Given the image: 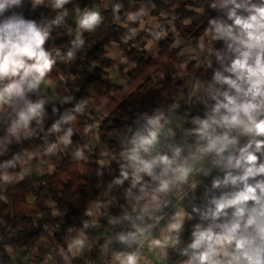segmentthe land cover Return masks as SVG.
<instances>
[{
    "label": "clouds",
    "instance_id": "9594fccd",
    "mask_svg": "<svg viewBox=\"0 0 264 264\" xmlns=\"http://www.w3.org/2000/svg\"><path fill=\"white\" fill-rule=\"evenodd\" d=\"M71 2L0 0V202L8 204L9 188L34 173L52 175L56 166L47 158L53 155L82 168L90 159L86 153H94L97 176L117 169L83 209L87 219L79 227L63 237L49 232L56 247L43 253L41 264H76L94 245L104 264H264V0H194L185 8L201 19L186 34L177 28L179 6L160 8L167 0L77 7L75 35L64 33L69 46L50 50L48 41L67 23ZM26 6L55 15L44 24L26 15ZM107 10L124 32L100 43L110 62L100 79L111 84L120 77L118 90L131 96V75L167 47L175 52V71L157 72L151 81L157 88L175 81L179 90L163 104L154 100L114 121L119 139L100 149L99 121L84 124L82 132L77 127L91 97L80 96L81 88L76 97L61 95L68 77L52 74L58 64L77 61ZM182 23L187 29L192 21ZM133 49L141 53L138 59H130ZM113 94L108 89L99 96L95 110L104 117ZM89 134L97 146L81 139ZM33 199L26 197L29 207ZM48 204L58 215L57 201L49 198ZM72 211L69 204L65 221ZM102 226L103 238L90 240L89 229ZM0 229V264H15L5 243L15 232L2 217ZM33 251L41 254L38 247Z\"/></svg>",
    "mask_w": 264,
    "mask_h": 264
},
{
    "label": "trees",
    "instance_id": "16d2710c",
    "mask_svg": "<svg viewBox=\"0 0 264 264\" xmlns=\"http://www.w3.org/2000/svg\"><path fill=\"white\" fill-rule=\"evenodd\" d=\"M80 0H72L65 7L71 9L79 4ZM194 0H167L161 3L160 8L170 11L172 4H177L176 12L179 14L177 20V28L182 34L194 32L201 18L195 16L192 12L186 10L185 5L193 3ZM199 3V0H195ZM159 10V9H158ZM106 19L104 24L95 33L87 36L84 49L78 53L75 63L57 65L56 69L70 78L67 81V93L76 97V89L81 88L80 96H90L91 102L86 107L88 115L79 118L77 127L83 130L84 124L91 123L90 118L96 114V107L99 104L100 95H108V89H113L114 94L110 97L113 103H110L107 111L109 115L102 118L100 122V143L109 147V141L117 139L116 131H113L114 121L127 118L137 109L147 108L151 106L153 101L157 104L165 103L179 89L175 81L164 80L162 87L157 88L151 81V77L157 72H174L172 67L176 61L175 52L168 51L165 47L162 55L153 61H144L140 63L134 74L131 75L128 83L129 91H119V86L109 84L108 80L100 79L101 69L105 68L110 62L104 58L100 43H108V40H118L124 29L118 28L113 24L111 11H103ZM55 15L50 8L42 7V12L35 15L41 23H48ZM190 18L192 23L186 29L182 21ZM66 30L71 31L72 36L75 35V24L67 20V23L53 32V37L48 41L47 47L50 50L60 48L64 51L69 45L66 41L69 37L65 36ZM141 44V42H139ZM55 54V53H53ZM130 59H138L141 53L136 49L129 54ZM93 65L96 66L92 71ZM72 77H75L73 79ZM87 77V79H85ZM141 89L143 91H141ZM78 99V98H77ZM123 100L124 103H120ZM74 106V105H72ZM63 110V109H62ZM75 139V138H74ZM96 158L90 157L89 162L83 167L77 165L75 161L62 159L56 165V171L52 175L34 176L31 175L25 181L8 190V204L0 202V217L5 218L11 225L15 235L5 241L12 246L13 250L34 248L45 235L47 230H56L61 228V223L70 224L73 227H79L84 219L83 209L89 203L99 196L105 189L107 183L116 174V167L111 168L115 173L111 176L106 169L103 170L104 175L97 176ZM33 196L32 206L29 207L26 202L27 196ZM57 201V212L59 217L52 215V209L49 207L48 200ZM71 204L73 211L69 214L67 221L64 218V212L68 205ZM40 217L37 218V214ZM4 230L0 229V233ZM90 240H94L100 235V231L89 229ZM0 257H5L2 245H0Z\"/></svg>",
    "mask_w": 264,
    "mask_h": 264
},
{
    "label": "crops",
    "instance_id": "0c3cea01",
    "mask_svg": "<svg viewBox=\"0 0 264 264\" xmlns=\"http://www.w3.org/2000/svg\"><path fill=\"white\" fill-rule=\"evenodd\" d=\"M105 2H107V0H97V7L103 10V5H104ZM140 2H141V0H135V3L137 4V6L139 5ZM79 4H80V2H79ZM79 4L75 5L71 9H69V16L67 17V20H69L73 24H75L74 22H75V19H76V17H75V8L79 7ZM42 7L43 6H41L38 9V11L35 12V13L32 12L28 6H26L23 9V11L28 16H35V15L41 14ZM164 11H167V10H164ZM141 44H142V42H141ZM57 73H60V72L57 71V70H54V72H53L52 75L55 77L57 75ZM65 76L68 77V80H69L70 77L68 75H65ZM106 79H107V77H106ZM119 79H120V77L115 78L112 81L111 84H113L115 86H119L118 83H117V81ZM65 88L67 89V84L61 86V88L58 89V91H60L61 95L66 94L65 91H64ZM77 142H80V141H77ZM103 147L107 148L106 146H103ZM89 155L91 157H95V155L92 154V153L91 154L89 153ZM47 159H49L51 161V163H53V164H55V161H56V165H57L63 158H62V156H58V158H55L54 156H51L50 158H47ZM44 167H47V165H44ZM114 173H115V170L113 172V175H114ZM33 175L34 176H42V175H39L38 173H34ZM32 202H33V200H32ZM54 217H59V214L58 215H55ZM107 219H108V217L106 215L104 217V223H105V225L107 224ZM69 227H73V226L70 225V224L61 223V228H57L56 230H51V232L58 233L61 237H63L67 233V230H68ZM94 229L100 231V235L98 237H100L101 239L103 238V234L107 231V228L106 227H103V226L100 227V228H94ZM45 238H47V241H48L46 244L44 243ZM35 247H38L40 249V252H41L40 255H37L33 251V249ZM35 247L32 248V249H30V250H25V249H17V250H14L13 251V255L16 256V262H15V264H41V260L43 258V253L46 250L50 249V248H55L56 247V243L53 242L52 239L49 237V231H46L45 235L40 239L39 243ZM94 256L101 257V253H100L98 247H96L95 245H94L92 251L91 252H86L85 255H84V257H82L81 259H79L76 262V264H88L89 259H92ZM49 264H51V262H49Z\"/></svg>",
    "mask_w": 264,
    "mask_h": 264
},
{
    "label": "rangeland",
    "instance_id": "374dc122",
    "mask_svg": "<svg viewBox=\"0 0 264 264\" xmlns=\"http://www.w3.org/2000/svg\"><path fill=\"white\" fill-rule=\"evenodd\" d=\"M47 1V0H46ZM47 3V2H46ZM93 7H97V0H95L94 1V3H93ZM92 7V8H93ZM102 118H104V115H103V112H97L96 111V114L93 116V117H91L90 118V122L91 123H94V122H96V121H100ZM116 138L117 139H119V137L118 136H116ZM82 140H83V142L84 143H89L90 144V148H92V147H95V146H97V142H96V140H95V138H94V136H92L91 134H89V136H88V138L87 139H83V138H81ZM99 148L101 149L104 145H102L101 143H99ZM105 147H103L102 149H104ZM91 154V153H90ZM92 154H94V153H92ZM86 155H89V153H86ZM95 155V154H94ZM55 158H58V156H60V155H53ZM90 156V155H89ZM91 157V156H90ZM95 157H96V155H95ZM57 160V159H56ZM55 166H56V161H55ZM106 169V171H107V173L109 174V176H111L112 175V173L114 172V167H113V169L112 168H105ZM102 194V193H101ZM47 231H49V232H51V230H47Z\"/></svg>",
    "mask_w": 264,
    "mask_h": 264
},
{
    "label": "built area",
    "instance_id": "2783aa9c",
    "mask_svg": "<svg viewBox=\"0 0 264 264\" xmlns=\"http://www.w3.org/2000/svg\"><path fill=\"white\" fill-rule=\"evenodd\" d=\"M94 1L95 0H81L79 4V8L83 9L85 6H87L88 8H92ZM91 264H104V259L102 256L101 257L94 256L91 259Z\"/></svg>",
    "mask_w": 264,
    "mask_h": 264
}]
</instances>
